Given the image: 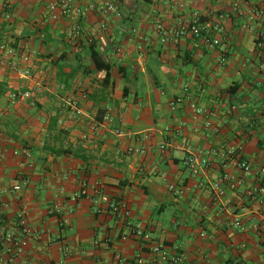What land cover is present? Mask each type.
Returning <instances> with one entry per match:
<instances>
[{"label":"crops","instance_id":"crops-1","mask_svg":"<svg viewBox=\"0 0 264 264\" xmlns=\"http://www.w3.org/2000/svg\"><path fill=\"white\" fill-rule=\"evenodd\" d=\"M61 1L0 0V44L29 54L26 64L0 54V264H148L158 243L182 264H264V0H110L109 13L102 0H71L84 16L51 12ZM195 19L222 25L221 49L189 34L173 42ZM236 149L250 173L222 166L220 153ZM191 154L208 161L197 174ZM96 191L128 218L90 201ZM21 211L35 235L17 256L8 236ZM136 224L150 244L130 236Z\"/></svg>","mask_w":264,"mask_h":264},{"label":"built area","instance_id":"built-area-1","mask_svg":"<svg viewBox=\"0 0 264 264\" xmlns=\"http://www.w3.org/2000/svg\"><path fill=\"white\" fill-rule=\"evenodd\" d=\"M102 4L103 5L101 7V11L103 13L114 12L116 9L115 5L110 0H102ZM49 9L51 10V12L58 10L59 15L61 16H67L69 14H75L77 16H84L86 14L85 9L74 8L71 5V0H62L60 3H51L49 5ZM260 15L262 16V18H264V11H262ZM156 27H157V30L163 35L162 42L163 43L166 42V37L168 36L169 33L161 24H157ZM222 31H223V28L219 22H210V21H202L200 19H195L193 22H191L187 26L180 25L170 32H171L172 40L174 43H177L183 35L189 34L190 36L201 40V42L209 48H220L221 49ZM81 34H82V29L80 25H75L74 28L72 29L71 40L74 43L76 51H78L79 49L77 43L80 39ZM259 46H261V43L259 44ZM0 54H4L6 56L10 55L14 59L19 60L23 64L28 63V60H29L28 53L26 54L23 53L21 54V56L17 57L15 55L14 50L9 48L5 44H0ZM219 62L221 64H226L227 62L225 53L223 51H221L220 53ZM12 66L14 67V69L18 68L16 66V63H13ZM18 72L23 76L28 75L27 68L25 69L18 68ZM30 97L31 95L29 92H23V93L13 92L10 95V99L12 101H16L19 99H29ZM190 108L194 115H199L202 113V110L197 108L194 104H191ZM105 120L109 122H112L113 120L110 109H108L105 114ZM210 126H211V123L209 120H207L205 123V127L207 129H210ZM115 134L119 135L121 134V132L119 130H115ZM161 148L163 149V147ZM129 151H132V149H130ZM212 153L218 154V151L213 150ZM22 154L25 157L29 156V152L27 150H23ZM220 159H221V164L223 167H227L228 165H234L238 167L239 169H241L243 172L250 173V165L241 159L240 149L228 150L227 152H222L220 153ZM185 165L193 174H197L200 169H204L208 166V161L199 155L191 154L186 157ZM223 180H225L230 186V188L232 189H235L242 184L241 180L239 179L235 180L228 176H224ZM213 188L217 196H221L223 194V190L220 187V182H216ZM13 189L15 191H18L21 189V186L19 184L15 185ZM96 193H97L96 195L98 196V198L95 200L93 197H90V201L94 203L96 202L98 204L103 203L105 204V209L108 212L112 214H119L121 212L123 213V216L125 219L128 218L129 214H128V211L126 210V205L124 204L123 201L111 199L104 193H101L100 191H96ZM85 195H87V189L85 185H82L81 189L77 193L74 194L73 199L75 200ZM60 211H61L60 205L54 204L48 210V213L50 215H53V214H59ZM16 225L20 229V234L17 236L16 233L10 232L8 239L12 244L15 255L21 256L24 253L25 249L27 248L31 238L35 234L27 226L25 214L22 211L18 215ZM234 225L237 227H240V222L236 220ZM130 236H134L140 239L145 246L151 243L150 234L145 232L142 225L140 224H136L132 226ZM126 238H127L126 235L122 236L123 240H125ZM149 248H150L151 253L155 256V258L152 261H150L148 264H182L184 260V256L182 254L170 252L169 249L163 244H160V243L151 244Z\"/></svg>","mask_w":264,"mask_h":264},{"label":"trees","instance_id":"trees-1","mask_svg":"<svg viewBox=\"0 0 264 264\" xmlns=\"http://www.w3.org/2000/svg\"><path fill=\"white\" fill-rule=\"evenodd\" d=\"M90 48H91V58L92 61L96 67V69L98 70H105L106 73H109L110 70V66L109 64H106L105 62L102 61V59L99 57V55L95 52L93 44H90ZM103 113V111H102Z\"/></svg>","mask_w":264,"mask_h":264}]
</instances>
